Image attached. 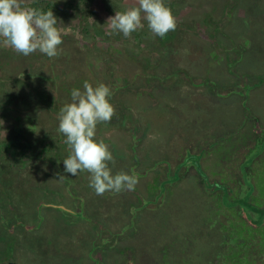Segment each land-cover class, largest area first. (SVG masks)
<instances>
[{"label":"rangeland","instance_id":"rangeland-1","mask_svg":"<svg viewBox=\"0 0 264 264\" xmlns=\"http://www.w3.org/2000/svg\"><path fill=\"white\" fill-rule=\"evenodd\" d=\"M31 1L19 0L22 7ZM63 1L55 0L60 10L65 7L61 4ZM75 1L74 10L55 15L63 41L56 57L49 58L38 50L24 56L0 38V51L12 54V58L9 54L7 60L0 62L3 124L0 141L14 134L12 128L18 122L23 129L16 133L17 139H26L31 144L37 140L40 132L32 134L28 128L39 127L36 116L41 103L37 109H30L39 102H27L23 91L36 88L38 100L43 91L39 76L52 75L50 81L45 78L42 82L51 96L63 94L60 83L73 78L88 81L94 87L103 83L111 89H115L114 83L127 84L126 89L116 91L110 98L116 113L112 117L115 124L106 128L104 123L98 124L95 139L104 140L114 157L115 163H109L112 174L134 175L138 183L134 190L97 195L89 187V173L84 171L72 176L61 169L67 157L64 152L58 153L59 159L49 166L50 173L48 162L39 159L30 166V173L12 174L7 172L10 160H0V171L7 175L0 180V254L3 255L0 264H49L44 255L53 250L50 241L54 232L48 234L49 224L55 227L53 216L57 212L66 213L69 208L70 212H78L74 208L80 201L72 197L65 182L69 177L76 181L74 188L79 197H84L90 220L76 224L69 221L73 225L68 234H60L61 246L68 248L72 244L73 252L85 256L91 232H98L94 243L101 247L109 238L114 239L119 230L134 225L129 228L139 230L140 240H135L128 230L120 234L118 248L112 247L117 248L118 254L114 253L106 264H133L130 249L140 243L143 264H164L163 258L167 264H174L171 261L174 258L180 264L182 256H177V252L172 257L162 255L158 246L163 248L165 239L154 234L162 233L167 223L178 233L182 219L192 217L198 209L209 212L208 199L204 182L188 163L184 164L188 169H183L179 182L165 192V199L161 194L164 191L160 190L162 182L191 154H203L202 164L210 181L216 178V171L229 172L230 162H221L211 146L226 145L231 141L227 137L231 136H236L231 141L234 146H238L237 141L243 144L239 152L243 156L249 154L244 165L255 160L256 169L264 168V0H172L175 3L172 12L180 32L173 31L177 38L171 42H175L166 44L171 47L168 57L165 45L156 50L148 64L151 68L128 56L127 48L140 47L134 33L126 42L124 36L118 40L116 35L122 33L110 35L111 29L106 24L117 11L137 6V0H90L83 9L82 0ZM98 31L102 36L95 38ZM17 55H22V59H13ZM24 69L31 78L22 88L14 77ZM9 92L21 95V100L14 102ZM67 94L63 95L67 97ZM224 138L227 140L223 141ZM248 150L252 151L248 153ZM34 167L38 169L32 173ZM23 173H32V181L17 183L15 178L19 174L22 178ZM58 174L66 178L57 181ZM13 180L16 181L11 188L4 187L10 186ZM102 198H105V207L101 204ZM150 201L153 203L148 207ZM165 209L170 210L168 218H165ZM43 236H49L44 243L39 241ZM124 248L126 254L128 251L131 254L121 256ZM67 259L57 257L56 263L70 264Z\"/></svg>","mask_w":264,"mask_h":264},{"label":"trees","instance_id":"trees-1","mask_svg":"<svg viewBox=\"0 0 264 264\" xmlns=\"http://www.w3.org/2000/svg\"><path fill=\"white\" fill-rule=\"evenodd\" d=\"M89 1L90 0L81 1L83 6L82 9L85 6H88ZM75 2V0H64L61 2L62 6H65L64 10H60V4L58 2L55 3V0H32L26 8H36L43 11L52 10L54 15H57V13L66 14L68 10H74L72 6H74ZM165 5L168 6L171 11L175 8V3L172 0H165ZM93 26L95 27L96 25ZM93 30L95 31V29ZM175 30L179 34L180 31L177 30V27ZM98 32L99 35L96 33L95 38H97V36H102L100 31ZM133 33L135 40L140 47H136V49H131L129 47L125 50L131 59L133 58L140 62L145 68L146 66H148L147 68H151V65L148 64L157 49H161V46L163 47L164 45L167 47L166 44H170L174 38H177L173 31L167 33L164 38L155 36L148 29L147 22H145L144 27L140 28L137 33ZM116 36L118 40H121L123 34ZM107 39H110L112 42L111 37H107ZM144 40L147 42L146 45L144 44ZM124 41L126 42L127 38H125ZM144 45L145 48H141ZM167 49L168 53L166 57H168L171 52L170 45ZM9 54L10 58H12L11 52L7 53L0 51V62L7 60ZM13 59H22V55H17ZM214 59L219 62V58L217 59V57H214ZM162 66L164 67V65ZM43 76L38 77V80H40L38 82H41L39 86L42 85L43 88L42 94L39 95L38 100H36V88H29L28 90L26 89L23 91L25 92L23 94H25L27 102H39L38 104H35V107H30V109H37L38 105L41 103L39 105L41 107H39L36 116L39 122V127L33 129H31V127L28 128V130H30L29 132L32 134L40 132L37 136V140L34 144H31L27 142L26 139H17L16 133L23 129L20 125L21 122H18V124H15L12 128L14 134L5 141H0V160H10L8 164L9 169H7L8 173L12 174L18 171L28 172L31 169L30 166H34L33 163L36 159H39V161L42 160L41 162H48L49 167L51 164H55L56 160L59 159L56 158L59 156L58 153L64 152L66 156L70 154L68 146L64 143L66 137L58 131V113L64 104L71 102L72 89L76 88L83 91L84 82L76 78L69 80L67 83L63 81V83H60L61 93L64 94L67 92V97L63 94L51 96L47 94V92H50L48 91V87H46L47 85L42 84V82L46 81L45 78H48V81H50L52 75H46L47 77ZM29 78H31L30 74L24 69V71L18 73V75L14 77V80L19 83L22 88H25ZM113 86L115 89H111L110 87L113 94L116 91L128 87L127 84L123 86L117 83H114ZM9 93L12 95L14 102H19L21 100V95H15V93L12 94L11 92ZM112 97L113 95L111 98ZM110 103L112 102L110 101ZM244 103L246 106L245 110H247V100H245ZM112 124H115L113 119L108 123H104V127L112 126ZM2 125V119L0 117V130ZM101 130L99 133H101ZM235 137L236 136H231L227 137V139L233 142ZM227 139L224 138L223 141ZM231 141L228 142V144L225 142L226 145L213 144L211 146L213 152H215V155L221 162H230L228 164L230 166L229 172H224L225 170L220 172L216 171V178L210 181V175L202 164L203 154H191L184 160V162H182V165H180L175 172L171 173L169 177L162 182L160 190L164 191L161 194L163 199H165V192L168 188L179 182L182 178L183 169H188L187 167H184V164L188 163L187 166L194 167L197 170L201 181L204 182L205 193L208 199L207 210L209 211L206 213L204 209H198L192 217H187V220L186 218L182 219L180 222L181 228L178 233L174 231L175 227L171 226L169 223L165 224L166 227H163L162 233L159 235L155 233V237L161 236L165 239L163 246L164 249L160 245L158 246L162 255H169L172 257L177 252V256H182L181 260H179L181 261L180 264H264V168L262 170L256 169L254 166L255 160L244 165L249 154L243 156V153L239 152L241 150L240 147H242L243 144L237 141L238 146H234V143ZM242 143H245V140L242 141ZM253 143L254 142H252V144ZM227 146L228 149L231 150L225 149ZM253 149L254 148H252V150ZM252 150H248V153ZM37 169L38 167H34L32 170L33 172H31L34 173ZM61 169L64 170V167L62 166ZM50 170H52L51 167H49L47 172ZM2 172L3 171H0V180L7 176L6 174H2ZM58 172H61V170L58 169ZM32 173H23L24 176L22 178H20L19 174V178L15 179H17V183L19 184L27 183L28 181H32ZM14 181L16 180H13V182L11 181L12 183H10V186L4 185V187L11 188ZM65 182L70 188V193L73 195L72 197L75 200L80 201V203L78 207L74 208L78 211L77 213L70 212L71 210L69 209L71 208H69L66 213H59L55 210L57 212V215H55V217L53 216L55 227L50 223L48 233L50 234L52 231L54 232V238L50 241L51 246L53 245V250L51 252L47 251L44 255L48 259L47 261H50L49 264H59L56 263L59 261L56 260V258L60 256L68 257L67 261L70 264H88L89 262L92 264H102L105 262L104 264H106L111 256L118 252L117 244L121 241L119 237L120 234H126V231L128 230L129 234H134L136 238L135 240H140L138 237L139 230L137 228H129L134 226L132 225L129 227L127 226L128 228L124 227L119 230V234L114 236V239L109 238L111 242L108 241L107 244L101 247L94 243V239L98 237V232H91V237L87 239L86 242L87 255L85 253V256L81 253L77 255L73 252L72 244H69L68 248L65 245L61 246L60 242H63V240L61 239L60 234H68V231H70L69 228L73 225L70 224V222L76 224L75 222L83 223L86 220H90L88 213L85 210L86 203L84 197H79L76 188H74L76 181H74L72 177H69L65 179ZM152 203L153 201L148 202L147 206L149 207ZM160 203L162 204L161 201ZM101 204L105 207V198L101 199ZM164 213L166 215L165 218L170 216V210L165 209ZM72 218H74L75 221H73ZM56 226L59 227L57 228ZM105 228L108 229V227ZM102 234L104 233L102 232ZM143 235L145 236L146 233H143ZM48 237L49 236H43L39 241L44 243ZM141 245L142 244L140 243L131 246L130 250L133 254V264H143ZM112 247L117 248L112 249ZM124 250L125 248L120 252L121 256H127V254L130 253V251H128L126 254V251ZM9 251H11V249ZM2 256L0 254V260L2 258L1 263L3 261ZM175 260L176 259L174 258V260L171 261H174V264H179ZM162 261L164 264H167L165 258H163Z\"/></svg>","mask_w":264,"mask_h":264},{"label":"clouds","instance_id":"clouds-1","mask_svg":"<svg viewBox=\"0 0 264 264\" xmlns=\"http://www.w3.org/2000/svg\"><path fill=\"white\" fill-rule=\"evenodd\" d=\"M164 38L177 27L176 19L164 0H137V6L123 12L117 11L109 17L107 26L113 33H122L125 38L143 28ZM58 21L52 10L22 7L19 0H0V38L15 52L28 56L37 50L49 58L59 55L58 46L63 41L57 28ZM113 95L109 86L100 83L93 86L88 81L80 89L71 90V102L64 104L58 113V131L66 139L69 155L63 159L64 171L72 176L79 172L89 173V187L97 195L105 192L119 193L134 190L138 178L124 172L112 174L109 163L114 157L104 140H96V129L100 123H108L116 114L110 103ZM57 181L66 177L59 175Z\"/></svg>","mask_w":264,"mask_h":264}]
</instances>
